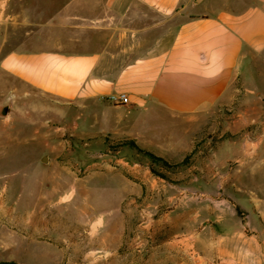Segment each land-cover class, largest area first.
I'll list each match as a JSON object with an SVG mask.
<instances>
[{"label":"rangeland","instance_id":"374dc122","mask_svg":"<svg viewBox=\"0 0 264 264\" xmlns=\"http://www.w3.org/2000/svg\"><path fill=\"white\" fill-rule=\"evenodd\" d=\"M55 103L0 89V264H264V52L145 138Z\"/></svg>","mask_w":264,"mask_h":264},{"label":"crops","instance_id":"0c3cea01","mask_svg":"<svg viewBox=\"0 0 264 264\" xmlns=\"http://www.w3.org/2000/svg\"><path fill=\"white\" fill-rule=\"evenodd\" d=\"M263 52L264 0H0L1 91L56 102L81 135L145 138L161 112L218 102Z\"/></svg>","mask_w":264,"mask_h":264},{"label":"built area","instance_id":"2783aa9c","mask_svg":"<svg viewBox=\"0 0 264 264\" xmlns=\"http://www.w3.org/2000/svg\"><path fill=\"white\" fill-rule=\"evenodd\" d=\"M102 99L111 103V104H125L128 102L126 94L122 92H112L103 96Z\"/></svg>","mask_w":264,"mask_h":264},{"label":"bare ground","instance_id":"6f19581e","mask_svg":"<svg viewBox=\"0 0 264 264\" xmlns=\"http://www.w3.org/2000/svg\"><path fill=\"white\" fill-rule=\"evenodd\" d=\"M69 196H70V195H63V198H61V199H63V201L66 200V199L68 200V199H69V198H68ZM69 201H70V200H69ZM95 224H96V222H93L92 225L94 226Z\"/></svg>","mask_w":264,"mask_h":264},{"label":"trees","instance_id":"16d2710c","mask_svg":"<svg viewBox=\"0 0 264 264\" xmlns=\"http://www.w3.org/2000/svg\"><path fill=\"white\" fill-rule=\"evenodd\" d=\"M148 155H150V157H152V158H154V159H160V158L156 157L154 154H152V153H150V152H148Z\"/></svg>","mask_w":264,"mask_h":264},{"label":"water","instance_id":"95a60500","mask_svg":"<svg viewBox=\"0 0 264 264\" xmlns=\"http://www.w3.org/2000/svg\"><path fill=\"white\" fill-rule=\"evenodd\" d=\"M198 1H200V0H195V2H198ZM3 111L6 112L7 111V107H4Z\"/></svg>","mask_w":264,"mask_h":264}]
</instances>
